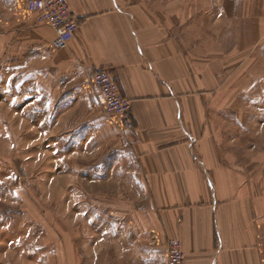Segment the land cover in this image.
I'll list each match as a JSON object with an SVG mask.
<instances>
[{"label": "crops", "instance_id": "crops-1", "mask_svg": "<svg viewBox=\"0 0 264 264\" xmlns=\"http://www.w3.org/2000/svg\"><path fill=\"white\" fill-rule=\"evenodd\" d=\"M24 1L0 0V65L46 78L48 104L58 109L95 98L99 129L107 124L117 136L111 179L125 181L128 201L145 202L139 212L128 205L129 229L118 212L95 209L96 257L108 242L113 264L126 255L128 264H166L168 244L179 241L186 264H264L260 63L218 60L214 43L202 49L198 37L189 44L183 2L169 0H67L78 30L53 52L54 32L18 13ZM249 10L263 56L264 0H250ZM97 70L130 102L132 128L104 118L88 83Z\"/></svg>", "mask_w": 264, "mask_h": 264}, {"label": "rangeland", "instance_id": "rangeland-1", "mask_svg": "<svg viewBox=\"0 0 264 264\" xmlns=\"http://www.w3.org/2000/svg\"><path fill=\"white\" fill-rule=\"evenodd\" d=\"M170 1L183 2L189 44L193 37L202 49L214 43L218 60L232 54L233 65L260 63L258 74H264V55H255L254 25L246 18L250 0ZM240 31L248 35L244 42ZM5 67L0 65V264H113L111 251L104 252L108 242L96 257L95 222L89 225L95 209L118 212L129 229L128 205L137 212L145 207L142 200H127L125 181L111 179L117 136L106 121L99 129L95 98L91 105L58 109L48 104L54 95L46 78L33 82L31 73ZM127 258L116 264H128Z\"/></svg>", "mask_w": 264, "mask_h": 264}, {"label": "built area", "instance_id": "built-area-1", "mask_svg": "<svg viewBox=\"0 0 264 264\" xmlns=\"http://www.w3.org/2000/svg\"><path fill=\"white\" fill-rule=\"evenodd\" d=\"M18 13L26 21L54 32L50 44L53 52L65 50L78 30L77 19L67 0H26ZM88 83L100 97L104 118L120 130L132 128L131 104L120 95L112 76L105 70H97ZM166 264H186L179 241L168 244Z\"/></svg>", "mask_w": 264, "mask_h": 264}]
</instances>
